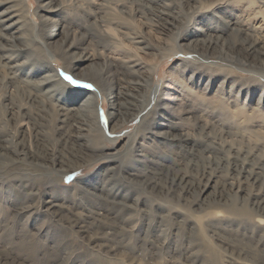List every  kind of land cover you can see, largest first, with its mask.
<instances>
[{"label": "bare ground", "instance_id": "obj_1", "mask_svg": "<svg viewBox=\"0 0 264 264\" xmlns=\"http://www.w3.org/2000/svg\"><path fill=\"white\" fill-rule=\"evenodd\" d=\"M34 1V14L38 22H33V25L25 18L18 0H0V62L8 69L0 89L3 91V106L15 130L13 138L0 128V169L8 163L14 164L13 169H25L27 165L43 169L49 166V162L60 168L68 164V167L77 166L80 161L108 162L99 173L96 172L98 175L93 173L81 180L82 193L76 209L70 208L71 201L62 204L56 196L48 195L43 199L44 216L49 215L55 219L51 228L44 231V238L38 241L43 245L37 247V254L41 252L43 259L52 262L58 254L52 251L61 253L69 249L70 242L63 241V228L55 225L58 222L61 227L73 228L76 225L75 232L83 240L98 241L94 245L98 247L96 257L111 261L120 260L119 256L124 255L134 260L141 250L142 254L147 251L150 256L163 253L170 264L176 263L180 256L184 258L183 262L178 261L177 264H264V156L258 155L264 145L256 150H251L253 146L240 151H230L232 146L222 149V145L214 143L215 137H210L214 129H206V123L197 125L199 112L204 109L200 108L198 102L195 104L194 99L186 105H180L177 100L182 98H178L176 90L167 84H163L161 89L155 88L157 96L154 109L150 112L151 120L145 121L141 111L144 110L146 93L154 72L146 68L140 57L124 59L106 54L95 61L99 51L94 45L107 50L109 41L105 37H110L102 27L105 24L95 25L102 19L97 20V17L100 18L99 12L96 9L89 11L94 16L88 21L82 16V19L77 18L76 11V16L70 13L61 0ZM135 1H140L147 10L153 9L158 19L174 27L175 22L171 21L172 9L166 4L169 0ZM210 1V8L213 7L211 10L201 11V6H197L199 10H196L197 16L193 22L197 26L176 38L174 46L200 54H206L204 50L209 48L212 54L205 56L233 57L229 52L234 53V50L225 42L226 38H223L221 48H215L224 32L231 31L238 37L240 44H245L247 53L257 60L256 63L249 61V68L264 72V42L255 35V32H264L263 23L258 21V26L246 25L232 12L237 3H246L248 7L257 4L260 8L257 13H262L264 19V0ZM191 6L194 8V5ZM90 25L96 26L93 29L95 35L90 31ZM132 43L137 44L135 49L138 51L149 52V45L142 37L133 39ZM235 55L237 60L241 59L238 54ZM179 64L171 67L172 75L186 74L187 80L198 89L212 91V83L204 81L202 74L194 76L193 69H189L188 73ZM62 73L80 81L81 85L88 84L91 87L69 84L63 80ZM174 76L171 78L175 80L177 76ZM168 82H172V79ZM221 83L216 85L215 95L222 94ZM172 84H176L175 81ZM225 86L230 88V81ZM247 90L244 92L245 99L252 100L256 94L255 89L249 87ZM260 96L257 103L262 101L264 109V92L263 97ZM183 99H187L186 96ZM100 100L107 105L105 125L112 135L110 137L106 135L105 125L99 122L97 105ZM46 101L55 107V111L48 109L47 113L54 116L52 129L57 135L55 141L63 145L61 153L47 151V146L42 142V137L47 139L44 135L47 133L39 130L42 127L38 125L42 115L36 113V110L40 103L45 109ZM136 118L139 125L135 133L126 136L125 131L116 132ZM190 118L193 119L196 137L185 131L183 125ZM229 128L228 124L218 127L223 141L227 137L232 138ZM146 133L150 137H143ZM137 134H141V139L133 144ZM30 135L35 140L34 148L28 141ZM107 139L125 140L117 148H108L103 143ZM238 143L241 144V141ZM200 144L203 149H200ZM12 152L17 157L11 156ZM180 153L188 155L185 158L186 164L199 166L203 159L212 163L207 174L206 167L202 169L205 178L203 190L197 189L195 180L187 174L167 175L174 156L180 157ZM125 157L127 160L122 163ZM116 162L118 172H115ZM211 170L213 175L210 174ZM22 187L13 184L11 179L8 181L5 200L11 203L7 210L16 208L24 214L26 206L22 203ZM206 188L209 190L198 199L199 193L205 192ZM167 196L197 211L198 217L193 218L187 211L168 216L164 205ZM82 208L86 209L83 214L79 212ZM123 209L126 213L123 211L121 214L119 211ZM127 216L135 219L128 217L130 220L125 222L126 227L137 222L140 225L133 233L117 236V227L123 224L121 221ZM141 230L147 231L150 237L147 250L142 249L139 242L129 249L120 245L122 238L130 239L132 235H140ZM14 232L9 234L5 230L3 236H0V264H22L15 259L16 255L12 256L11 251L16 247L25 254L26 236H22L23 233L17 235L18 243L15 244L11 241L15 238ZM211 241L216 248H208ZM6 244L11 251L3 250ZM151 248L154 250L151 251ZM19 252L17 254L21 256ZM81 256H77L74 262L78 260L79 264H104V261L87 262L86 257Z\"/></svg>", "mask_w": 264, "mask_h": 264}, {"label": "rangeland", "instance_id": "obj_2", "mask_svg": "<svg viewBox=\"0 0 264 264\" xmlns=\"http://www.w3.org/2000/svg\"><path fill=\"white\" fill-rule=\"evenodd\" d=\"M20 5L22 6L23 13L25 18L29 21V23L33 24L38 22L36 15L34 14V9L36 7V2L34 0H18ZM63 4L66 5L68 11L73 15L76 16L75 11L78 14L77 18L81 16L88 21L92 20L93 14L89 13L92 11L99 12V17H97V23L95 25L102 23L105 24L104 30L109 33L110 37H105L106 40L109 41L108 49L104 50L97 46L96 44L94 47L98 49V54L96 55V60L103 58L106 54L114 55L116 58H136L140 57L146 66V68L151 69L154 72V76L152 77L151 84L149 89L146 93V104L144 105V110L142 109L141 114L145 116V121L151 120V113L154 109L155 100L157 96L156 87L161 89L163 84H167L173 87L176 90V96L178 98H182L181 100H177L180 105H186L193 101L194 103L200 105V108L204 110H200L199 112L200 117L197 119L199 123H206V129L213 130L210 134V137L213 136L214 143L218 144V146L222 145V149H227L229 146H232L229 150H243L247 146H253L251 150H256L257 147L260 145H264V109L262 107L261 102L257 103L258 96L261 94L263 95L264 92V72H259L257 69H250L251 66L250 62L256 63L257 60L252 57L250 54L247 53L243 44L239 43V39L234 33L231 31L224 32V36L219 38V43L215 48H221L223 38H226L225 41L227 44L231 46L234 50L235 54H238L241 59L237 60L236 55L233 52H229V54L233 57H219L215 53L213 55L218 57L212 56H205L206 54H212V51L208 48L204 50L206 54H200V52H193L188 51L186 49H178L174 46L175 41L181 35L188 30L197 25H193V22L196 19L197 11L199 10L197 6H201V11L211 10L209 2L210 0H169L166 1V4L170 5L172 9L173 17L171 18L172 22L174 23V27H171L170 24L167 22L161 21L158 19V14L153 9H145L143 4L140 1L135 0H61ZM255 2V1H254ZM246 3H237L235 5V9L232 10L235 15L240 21H242L246 25H255L258 26V21L263 23L264 26V19L262 18V13H257V10H260L257 4H253L251 7L245 5ZM194 5V8L191 6ZM196 6V8H195ZM234 7V6H233ZM240 9V10H239ZM197 10V11H196ZM106 11V12H103ZM256 11V12H255ZM104 13V14H101ZM260 12V11H259ZM98 16V15H97ZM239 16V17H238ZM71 18H73L71 16ZM108 18V19H107ZM244 18V19H243ZM82 19V18H80ZM103 20V21H102ZM34 22V23H33ZM217 24L219 25L220 22L218 21ZM260 26V24H259ZM96 27V26H95ZM94 25H90V31L94 33L93 29H95ZM92 29V30H91ZM117 30V31H116ZM258 31L259 29H255ZM97 31V30H96ZM264 31V30H263ZM256 37L261 41L264 42V32L258 33L255 32ZM262 34V35H261ZM36 37V36H35ZM133 37V38H131ZM135 37V38H134ZM142 37L146 43L149 45V52L143 53L142 51H138L135 49L137 44L132 43L133 39H140ZM113 38V39H112ZM177 38V39H176ZM102 41V39H101ZM112 41V43H110ZM263 44V43H262ZM151 45V47H150ZM224 50L226 48L224 47ZM1 51V50H0ZM203 53V52H202ZM198 54V55H197ZM49 57V55H48ZM52 60V58H50ZM50 60V61H51ZM132 60V59H131ZM179 64L180 68H186L187 71L189 69H193L194 76H200L201 74L205 77V80H209L212 83V91H202V89H198L197 86L193 85V83L187 80L186 74L184 75H172L171 67H176ZM3 63L0 62V86L3 84L2 80L7 76L8 69ZM57 66V65H56ZM5 67V68H4ZM87 68L84 67L85 70ZM82 69V70H83ZM180 70V69H179ZM188 73H190L188 71ZM64 73H62L63 80L68 82L64 79ZM174 76L175 80L171 78ZM97 77V76H96ZM209 78V79H208ZM211 78V79H210ZM172 79V82L175 81L176 84H172V82H168ZM225 80V81H224ZM222 81L220 84L223 88L221 89L222 94L215 95L216 93L215 88L216 85ZM227 81H230V88L226 87L225 84ZM232 84V85H231ZM79 86V85H78ZM244 87V88H243ZM249 87L255 89V96L252 100L245 99L247 90ZM166 88V87H165ZM214 89V90H213ZM239 89V90H238ZM242 90V91H241ZM171 91V90H170ZM248 91V90H247ZM227 92V93H226ZM180 93H182L180 95ZM186 93V94H185ZM250 93V92H249ZM187 99H183L184 96ZM197 95H199L197 97ZM196 96V98H195ZM260 96V97H261ZM3 91L0 89V128L3 132H8L10 136L14 138L15 130L13 129V122L12 119L9 118V115L3 106ZM263 97V96H262ZM261 97V98H262ZM201 103V104H200ZM44 105L40 103L36 113H40L42 115L38 125L42 127L39 128L42 132H45L47 139L42 137V141L47 146V151L57 153L63 149V145L60 141H55L54 138L57 137L56 133L52 129L54 116L50 113H47L49 110H54L55 107L52 106L48 101L44 102ZM50 104V105H49ZM105 104V105H104ZM52 106V107H50ZM48 107V108H47ZM97 113L99 115V122L105 125L106 121V110L107 105L103 103L101 100L99 101ZM41 108V109H39ZM43 109V110H42ZM55 111V110H54ZM45 116V117H44ZM105 117V118H104ZM211 117V118H210ZM212 119V120H210ZM216 122L214 124L209 122ZM45 122V123H44ZM139 120L136 118L135 120L131 121L129 124L119 128L116 132L125 131V135H131L135 133L136 128L139 125ZM42 123V124H41ZM219 123V124H218ZM43 124H46L43 126ZM47 124L49 126H47ZM216 124V125H215ZM229 125V131L232 134V138L227 137L225 141L220 138V130L218 127L227 126ZM184 127L186 128L185 131L195 135V128L193 126V119H187L183 122ZM47 126V127H45ZM106 135L108 137L112 136L108 133L107 126H104ZM43 128V129H42ZM47 128H50L51 131H47ZM206 130V131H208ZM47 131V132H46ZM109 134V135H108ZM125 136V137H126ZM150 137L149 134H144L143 137ZM225 136V135H224ZM230 136V135H229ZM123 137V138H125ZM134 137V135H133ZM196 137V135L194 136ZM54 139V140H53ZM141 134H137L136 138L134 137L133 144L137 141H140ZM207 139V138H206ZM232 139L233 141H230ZM125 140V139H123ZM122 141H110L104 140V144L108 148L112 147H119ZM29 143L34 148L35 140L33 135H30L28 138ZM241 141V144L238 143ZM34 142V143H33ZM203 145V143H202ZM200 144V149H203V146ZM92 147V146H91ZM94 147V146H93ZM92 147V148H93ZM49 148V149H48ZM96 148V147H94ZM243 152V151H242ZM256 152V151H254ZM61 153V152H60ZM251 153V152H250ZM204 154V152H203ZM258 155L264 156V146L261 150L258 151ZM11 156L17 157L13 152ZM176 157L174 156V162L171 164L170 168L168 169V176L179 175V174H187L191 179L195 180L197 189L203 190L204 188V175L202 174V169H206V174L210 171V167H212V163H208L207 159L202 160V165H194L192 163H185V158L188 156L185 153H180ZM21 157V155H19ZM180 158V159H179ZM127 160V157L123 158L122 163ZM107 161L100 160V161H92L86 163V161H80V164L77 166H69L64 165L63 168L56 166L55 164L52 165L49 162V166L46 168H39L34 167L35 165H27L24 166L25 169L21 167H17L13 169L14 164H7L4 165L2 169H0V236H3L4 231L8 230L9 234L12 231H15L14 237L12 238V242L15 244L18 243L16 238L17 235L23 233L22 236L25 237L24 243V250L25 254L19 252V248H13L14 251L8 250V245H4L3 250L6 252L11 251L12 256H15L19 262L21 261L22 264H79L77 260L74 262L77 256L86 257V261H96L98 263L104 264H170L168 258L165 254H154L150 256L147 254V251L142 254V251H138L137 258L132 260L129 259L126 255L119 256L120 260L111 261L109 259L104 258H97L96 257V250L97 248L94 245L98 242H92L89 239H81L79 235L75 232L76 225L71 228L68 227H61L58 222H55L57 228H63L64 233V240L70 242L69 249L61 251H52L53 253L57 254L54 257L55 261H48L47 259H43L41 257V252L37 254V247H41L43 245L42 242L38 241L42 240L43 233L46 229H50L54 217H50L49 215L44 216L43 210L44 203L43 199L51 195L52 197L56 196L59 197L62 204L69 203L70 208L72 210L77 208L80 195L82 193L81 187V180L83 178L91 176L93 173H99L104 165H107ZM18 164V163H17ZM67 166V167H66ZM23 167V166H22ZM56 167V168H55ZM115 172H118L119 167L118 163L116 162ZM209 167V168H207ZM124 168V167H123ZM65 170V171H64ZM96 173V175H98ZM213 171L211 170L210 174ZM226 174V173H225ZM215 175V173H214ZM13 182V184H18L19 187L23 185L22 189L20 188V193L23 194L22 203L26 208H24V214L19 213L16 208H12L7 210V206L10 205V200L6 199V186L8 181ZM7 182V183H6ZM21 184V185H20ZM207 189V188H206ZM204 189V190H206ZM207 189L205 192L201 191L199 193V197H203L205 193L208 191ZM26 191V192H25ZM24 192V193H23ZM60 192V193H59ZM159 198V197H157ZM168 199L164 198V205L167 208L166 214L168 216H173L175 213L179 211H187V213L194 217H198L197 211H193L188 206L183 205L182 202L178 201L176 198L172 199L167 196ZM160 199V198H159ZM161 200V199H160ZM162 201V200H161ZM29 207V208H28ZM140 207V204L139 206ZM156 206L153 207L155 211ZM39 210V211H38ZM86 209L82 208L79 211L81 214L84 213ZM125 209L119 211L123 214ZM17 214H16V213ZM124 213H126L124 211ZM91 214V213H90ZM37 215V216H36ZM131 219H135L133 216L125 217L118 227L116 231L117 236H121L125 233H133L135 232L140 223H134L129 225L130 227H126L125 224ZM37 218V220H36ZM53 218V219H52ZM114 218L116 216L114 215ZM80 220V219H77ZM203 219H201L202 221ZM124 221V222H123ZM126 222V223H125ZM52 223V224H51ZM66 225V224H65ZM62 230V229H61ZM145 232V233H144ZM140 235L137 234L132 235L129 237L130 239L124 237L120 240V245L124 249H129L131 245L134 243H138L142 249H146L149 247L148 242L150 237L147 235V231L141 230ZM145 235V238L143 239ZM203 237V236H200ZM9 238V237H5ZM4 238V239H5ZM120 238V237H119ZM126 238V240H125ZM140 238V240H138ZM29 239V240H28ZM30 242V243H29ZM147 242V243H146ZM1 243V242H0ZM31 245H29V244ZM37 243L39 245H37ZM51 243L49 242V245ZM215 243H209L208 248H216ZM160 245V244H159ZM152 249V248H151ZM147 250V249H146ZM152 249L151 251H153ZM17 252L21 253V256L17 254ZM33 253V255H32ZM220 252L218 253V257L220 258ZM179 256V255H178ZM183 257L180 256L177 259V262H183ZM177 262H173L177 264ZM86 264V262H83Z\"/></svg>", "mask_w": 264, "mask_h": 264}, {"label": "snow or ice", "instance_id": "obj_3", "mask_svg": "<svg viewBox=\"0 0 264 264\" xmlns=\"http://www.w3.org/2000/svg\"><path fill=\"white\" fill-rule=\"evenodd\" d=\"M64 75V79L68 81L69 84H72V85H81V82L80 81H77V80H74L71 76H68L66 74H63ZM82 87H91V85H88V84H83L81 85Z\"/></svg>", "mask_w": 264, "mask_h": 264}]
</instances>
